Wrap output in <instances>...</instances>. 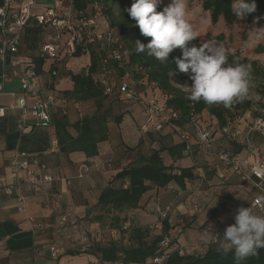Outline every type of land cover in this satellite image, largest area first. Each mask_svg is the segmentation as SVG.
<instances>
[{"label": "crops", "instance_id": "0c3cea01", "mask_svg": "<svg viewBox=\"0 0 264 264\" xmlns=\"http://www.w3.org/2000/svg\"><path fill=\"white\" fill-rule=\"evenodd\" d=\"M57 6L60 12L71 8L68 0H37L33 14H40L47 8ZM52 33L50 28L41 29L38 43L32 44L31 27L24 30L19 53L23 64L35 65V60L41 57L43 43ZM2 42L0 28V46ZM12 59L13 56L9 53L5 62L0 60V82L3 83L0 108L6 111L4 116H0V182L11 186L18 180L22 185H15L13 195L0 190V264H122L102 262L91 252L92 248L86 247L83 241L85 239L80 236L79 231L91 228L90 223L83 218L97 204L102 190L121 167L116 162V144L124 142L128 146H135L140 139L144 140L146 147L151 144L148 137L150 135L143 134L137 126L143 119L142 112L134 106L128 107L120 127L114 129L115 125H111V140L108 144L101 145L99 156L88 158L80 151L63 152L58 143V121L66 117L69 122L67 131L75 138L78 133L73 128L74 124L85 117L93 116L96 112L93 101L78 102L67 96L68 92L74 90V82L68 74L88 73L90 57L81 56L60 63L45 60L41 70L36 69L40 86L47 91L54 88V92L65 100L67 111L65 115L55 114L53 124L48 128L36 127L26 129L22 133L17 127V106L22 89L20 82L13 75ZM53 70L58 72V76L51 78ZM164 131L167 133H156L163 136L157 145L162 143L170 146L172 132L169 128ZM62 136H65V133L62 132ZM255 140L264 148V142L258 136ZM222 142H225L224 139L215 131L214 144L219 146ZM13 152H26L30 167L34 170H38L41 165L47 166L45 173L54 178V182L48 185L52 197H48L44 192L29 189L24 184L27 177L25 171H20L18 179L15 178L9 164ZM203 155L204 158H200ZM206 155L208 154L198 151L195 162L186 157L177 162L176 166L181 168L202 166L203 175L187 182L185 186L172 182L165 188H154L147 192L141 206L129 213L133 223L149 226L158 219L155 213L156 205L168 208L167 235L172 239L173 249L179 246L199 248L201 228L206 225L218 227L222 223L234 224L236 210L239 207H252V201L258 192L251 181H243L229 170L225 169L224 179L218 178L217 160ZM166 156L165 162L170 164L172 161L168 154ZM124 159L125 163L129 162L126 157ZM84 164L90 166V173L84 179L75 178ZM177 173L180 174V171L177 170ZM201 177L202 179L198 180ZM68 178H73L71 185L66 183ZM191 182L193 185L189 186ZM198 183L201 187H194ZM20 195L25 197V211L19 209L17 197ZM223 203L226 206L220 209L219 206ZM195 205H198L199 210L194 212ZM66 208L75 214L77 221L67 218L65 224L62 222ZM252 209L257 214L253 207ZM222 211L223 214L220 213L222 215L217 217ZM91 226L93 229L94 225ZM158 231H161V228ZM54 242L62 246L56 258L49 253V247Z\"/></svg>", "mask_w": 264, "mask_h": 264}, {"label": "trees", "instance_id": "16d2710c", "mask_svg": "<svg viewBox=\"0 0 264 264\" xmlns=\"http://www.w3.org/2000/svg\"><path fill=\"white\" fill-rule=\"evenodd\" d=\"M134 2L135 0H72V6L77 13H83L87 17L108 15L111 18L112 25L132 50L128 66H131L133 71L141 68L139 78L143 81L142 85L134 84V87L141 93L148 89H160L163 91L162 93L165 92L166 94H164L168 96V105L180 111L181 114L180 120L175 121V125L185 126L192 114L201 117L206 111L218 120L220 126H223L228 117L253 109L255 103L248 98L242 102H234L230 108L223 105L209 106L203 101L193 102L186 99L190 91L177 88L173 83V80L176 83L185 82L191 76L190 71L189 73L180 72L176 65V59L182 57L180 48L169 54L166 63H161L155 58L147 56L146 53L137 54L135 52L134 45L137 40L147 44L151 37L141 35L135 20L127 12ZM232 2L233 0H202V7L205 11L210 12L212 24H217L223 18L225 24L233 25L238 18L232 12ZM256 3L257 11L244 18L247 27H250L255 16L260 22L263 21L264 0H256ZM156 11L162 10L157 8ZM30 27L33 31L30 42L36 44L42 28L37 25L35 20H32L31 25L27 28ZM200 45L202 43L198 39H194L188 42L187 46L199 47ZM100 55L98 51L92 52L88 73L68 74L74 82V90L68 92L67 96L73 97L78 102L93 101L96 112L93 116L85 117L74 124L73 128L78 133L75 138L67 131L69 127L67 118L63 117L58 121V143L63 152L80 151L84 152L88 158L97 157L100 155L101 145L108 144L111 140V125H115L114 129L120 127L129 106L138 108L143 114L141 106L138 103L123 100L116 92L117 88H114L113 94H107L108 87L99 84L103 78L100 70ZM77 57H81L80 52L75 57H66L57 60V62H65ZM236 57H239L242 63L250 66L249 82L259 80L264 95V67L257 60ZM232 59L233 55H229L228 63H231ZM45 60L42 57L35 60L37 70H41ZM117 69L120 75H123V69H120L118 64ZM64 103L66 105V102ZM260 106L264 110V104ZM258 114L260 115V113H255V115ZM62 132L65 133V136H62ZM171 132L172 135H176L172 130ZM156 133L158 132L147 134L150 135L148 137L151 143L148 147L145 146L143 139H140L135 146H128L124 142L116 144L115 149L118 153L116 162L121 167L102 190L97 204L83 218L90 223L89 227H92L91 224H93V230L97 232L102 233L108 228L120 234L117 239L105 238L103 235H100L99 239L94 236L95 243L91 252L102 262L147 264L154 257L165 255L161 243L168 237L167 220L158 217L156 223L139 226L133 223V218L129 213L141 206L144 195L150 190L165 188L172 182L185 186L187 182L195 180L197 176L194 175L193 167L176 166V163L184 158L182 152L186 147L185 143L176 142L173 139L170 146L162 143L157 145L163 136ZM215 146L218 147L217 144ZM228 148L234 155H241L244 152V146L235 141H230ZM167 154L172 161L170 164L165 162ZM125 157L129 161L128 163L124 162ZM177 170L180 171V174L177 173ZM157 206H155V213ZM225 206L226 204L223 203L219 208L224 209ZM129 220L132 222V226L125 228V224ZM157 223L161 224V231L155 228ZM166 264H237V260L234 252L225 255L217 251L216 247H210L202 255L193 253L182 257L174 252ZM241 264H264V249H260L257 256H251Z\"/></svg>", "mask_w": 264, "mask_h": 264}, {"label": "built area", "instance_id": "2783aa9c", "mask_svg": "<svg viewBox=\"0 0 264 264\" xmlns=\"http://www.w3.org/2000/svg\"><path fill=\"white\" fill-rule=\"evenodd\" d=\"M68 1L71 5L69 10L60 12L57 6L47 8L44 12L34 15L33 10L36 8L37 0H2L0 28L3 42L0 46V60L5 62L7 54H12L13 75L21 85L22 96L19 98L17 106V110H19L18 130L22 133L26 129L36 127L48 128L53 124L55 114L65 115L67 111L65 100L54 92V88L47 91L40 86L34 63L23 64L19 56L22 34L31 25V21L35 20L42 29L53 30L51 36L43 43L42 58L57 61L66 57H75L78 52L81 53V56L91 58L92 52L98 51L101 54L100 70L103 76L99 84L108 87L107 94H113L114 88H117L116 92L123 100L138 103L141 106L144 120L140 124V131L143 134L159 133L169 128L178 134L182 142L185 143L186 147L182 152L184 157L191 158L195 162L197 152H205L217 160L216 173L220 178H224L225 169H229L243 181H251L258 192L252 201V207L258 215L264 216V148L255 140V137L258 136L264 142V114L255 115L252 110H248L228 117L223 126H220L218 120L211 116V119L215 120L212 123L217 122V131L224 141H235L244 146V153L241 155H234L225 143L216 147L214 128L203 126L199 115L192 114L185 126L175 125V121L180 120L181 114L180 111L168 105V96L162 92L158 93L157 89H148L141 93L134 87L132 69L131 66H128L132 50L112 25L111 18L108 15L87 17L83 13H77L72 6V0ZM117 64L120 69H123V75H120ZM139 69L141 70V68ZM57 76L58 72L53 70L51 78ZM2 92L3 83L0 82V96ZM5 113V109L0 108V116H4ZM54 143L57 144L56 141ZM27 159L26 152H13L10 156L9 164L15 178L18 179L20 171H25L27 177L24 184L29 189L44 192L48 197H52L51 188L48 185L54 182V178L45 173L47 166L41 165L38 170H34L30 167ZM90 171V166L84 164L75 178L84 179ZM202 174L201 167H194L195 176L199 177ZM72 182L73 178L66 180L68 185H71ZM15 185L21 186L22 183L16 180L14 185L8 186L0 182V190L3 189L6 194L13 195ZM17 201L20 204L19 209L25 211V197L20 195L17 197ZM194 209L198 211V205H195ZM156 214L159 219L166 220L169 216V209L158 205ZM68 217L78 220L70 210H67L63 221L67 222ZM31 221L34 220L31 219ZM131 226L132 222L127 221L125 228ZM155 226L156 229L161 228L160 223ZM228 226H230L228 223H222L218 227L211 225L204 227L200 232V243L197 249L184 246L173 249L172 239L167 237L161 243L165 255L154 257L148 264H166L174 252L183 257L193 253L202 255L210 247L217 248L210 241L205 242L204 237L216 233L222 235ZM61 247L57 242L52 243L49 247L50 255L56 258L62 250Z\"/></svg>", "mask_w": 264, "mask_h": 264}, {"label": "clouds", "instance_id": "9594fccd", "mask_svg": "<svg viewBox=\"0 0 264 264\" xmlns=\"http://www.w3.org/2000/svg\"><path fill=\"white\" fill-rule=\"evenodd\" d=\"M162 0H135L127 9L140 29L141 35L151 37L145 44L136 41L135 52L146 53L161 63L168 61L175 49L182 50V57L176 59L178 70L191 72L192 86L186 99L203 101L206 105H223L230 108L234 102H242L248 96L250 66L242 63L233 54L231 63L223 45L204 43L188 47V42L197 38L191 23L186 20L185 0L172 2L157 12ZM257 11L256 0H233L232 12L240 20ZM264 35V28L253 30ZM235 223L226 227L223 234H209L205 242L217 246L223 254L234 252L237 264L251 256H257L264 249V216L254 212L252 207H239Z\"/></svg>", "mask_w": 264, "mask_h": 264}, {"label": "rangeland", "instance_id": "374dc122", "mask_svg": "<svg viewBox=\"0 0 264 264\" xmlns=\"http://www.w3.org/2000/svg\"><path fill=\"white\" fill-rule=\"evenodd\" d=\"M171 2H172V0H162V3L157 8H160L161 10H163V8L168 6ZM185 5H186V20L189 23H191V25L193 26V29L196 32V36H197L196 39H198L202 44L211 43V44L223 45V47L225 48L228 55L234 54L235 56H240L241 58H248L250 60H257L264 67V35L258 36V34L253 31L257 28H264V18H263V21L260 22L257 19V17L255 16L253 18V22L251 23L250 27H247L245 19H242V20L237 19L233 25H227V24H225L223 18H221V20L217 24H212L210 12H207L203 9L202 0H185ZM244 32H246V33L243 35ZM139 70L140 69H136L135 71L132 70V76L134 79V84L142 85L143 81L141 78H139V76H140ZM173 83L177 88H181L185 91H191V89L188 87L192 86L193 81L189 77L185 82L176 83V81L173 80ZM157 92L159 93V92H163V91L160 89H157ZM247 98L250 101L255 103V105L253 106V109H252V111L254 113L264 114V111L261 110L263 108L260 106V105L264 104V95H263V88H262L261 82L259 80H252L249 82V91H248ZM143 120H144V115H143V119L139 123H142ZM212 121H215V120L211 119V115L206 111L203 112V115L200 117V122L203 124V126H208L210 128L213 127L214 130L217 131V126H218V125L216 126L217 122L212 123ZM138 128L140 129V126H138ZM164 130L162 131L163 133L165 132ZM166 133L167 132H165L164 134H166ZM176 135H178V134H176ZM178 137L179 136L172 135V136H170V141H173V139H174L176 142H180V141L182 142L181 138L179 137V139H178ZM222 143H225L228 146L229 142L225 141ZM206 156H209L211 158L214 157V156L209 155V154ZM200 158H204V155H203V157L201 156ZM199 163H200V161H199ZM216 175H217V173H216ZM217 177L220 178L218 175H217ZM224 178H220V179H224ZM200 179H202V177L199 178L198 180H200ZM191 185H193L192 182L189 183V186H191ZM194 187H196V188L201 187V184L198 183L197 185H194ZM65 210L66 211L64 212L63 218L65 217L66 212L69 209L66 208ZM193 210L195 212L194 206H193ZM220 213L223 214V211L219 212L217 217H220L222 215ZM63 218H62V222L65 224V221H63ZM157 221H158V219H157ZM206 226H204V227H206ZM208 226H210V225H208ZM204 227H202L201 230ZM91 228L89 230L84 228V230L79 231L80 236L83 239H85V240H83V239L82 240L85 242L86 247L88 249L92 248L94 243H95L94 236L96 238H99V239H100V235L101 236L103 235V237L105 236V238H110V239L111 238L117 239L120 236L119 232L111 231L108 228L105 229V231H103L102 233L97 232L96 230H93ZM155 228H156V226H155ZM79 240L81 242V239H79Z\"/></svg>", "mask_w": 264, "mask_h": 264}]
</instances>
